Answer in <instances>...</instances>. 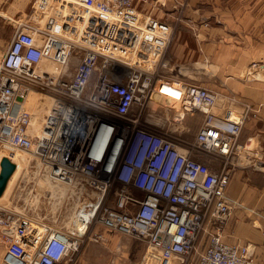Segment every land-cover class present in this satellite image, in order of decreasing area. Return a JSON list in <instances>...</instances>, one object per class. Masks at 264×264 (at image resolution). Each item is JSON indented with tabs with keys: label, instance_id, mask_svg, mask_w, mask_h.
I'll return each instance as SVG.
<instances>
[{
	"label": "built area",
	"instance_id": "1",
	"mask_svg": "<svg viewBox=\"0 0 264 264\" xmlns=\"http://www.w3.org/2000/svg\"><path fill=\"white\" fill-rule=\"evenodd\" d=\"M134 2L34 0L42 26L17 28L1 54L0 158L30 154L78 202L63 228L0 207V264H75L84 241L102 239L98 226L141 241L137 264H254L249 245L221 241L232 169L262 167L263 153L238 139L248 109L176 78L171 26ZM42 60L61 68L43 71ZM163 85L177 87L175 107L151 98ZM31 93L49 99L37 130ZM158 107L199 113L192 139L151 122Z\"/></svg>",
	"mask_w": 264,
	"mask_h": 264
},
{
	"label": "crops",
	"instance_id": "2",
	"mask_svg": "<svg viewBox=\"0 0 264 264\" xmlns=\"http://www.w3.org/2000/svg\"><path fill=\"white\" fill-rule=\"evenodd\" d=\"M134 8L171 26L165 56L176 78L218 90L248 109L238 139L263 153L262 167L232 169L225 194L233 208L221 241L249 245L254 264H264V0H135ZM162 91L166 96L158 95L159 100L176 104L175 87ZM126 241L134 245L120 246L122 262L137 264L144 244Z\"/></svg>",
	"mask_w": 264,
	"mask_h": 264
},
{
	"label": "rangeland",
	"instance_id": "3",
	"mask_svg": "<svg viewBox=\"0 0 264 264\" xmlns=\"http://www.w3.org/2000/svg\"><path fill=\"white\" fill-rule=\"evenodd\" d=\"M33 2L34 0H0V56L8 46L17 28L23 25L42 26V14L40 13L39 17L37 13H33ZM75 63L76 60H70L67 64L68 70L72 71ZM44 66L51 70L56 69L57 71L61 68L47 62L44 63ZM200 76L206 78L203 74ZM93 79L94 77L90 81H93ZM203 82L216 84V81L208 79H205ZM213 92L220 95L218 90ZM48 102L49 99L45 95L31 93L29 96L26 109L29 112H33L36 125L44 113V108L48 106ZM154 106L150 109H153ZM157 112H159L160 119L153 118L151 122L157 123L158 126L162 125L163 129L168 132L174 128H177V130L182 129L180 137L184 140L192 139L201 121L199 113L187 116L178 112L180 114L176 115L177 110L171 107L167 112H164L163 108L158 107ZM164 116H168L169 118L175 117L177 122L170 126L164 121ZM14 152H19L23 157L19 163L12 161L18 170L16 168L17 172L11 175L4 192L0 196V207H5L15 213H21L32 221L43 222L58 228L69 225L70 217L78 200L75 198V195L69 197L67 194L74 190L64 185H52L46 178L42 165L34 157L19 150H15ZM95 230L102 235V239L97 241L87 239L84 241L75 264H123L122 257L124 256L121 253L122 248L120 246L124 244L132 247L134 244L126 241L127 238L128 240L132 238L101 226H98ZM103 232L107 234L105 239ZM2 249L3 247L0 243V255Z\"/></svg>",
	"mask_w": 264,
	"mask_h": 264
},
{
	"label": "bare ground",
	"instance_id": "4",
	"mask_svg": "<svg viewBox=\"0 0 264 264\" xmlns=\"http://www.w3.org/2000/svg\"><path fill=\"white\" fill-rule=\"evenodd\" d=\"M45 62H47V63H50V64H53L54 66H59L58 64H55V63H53V62H51V61H49V60H42V62H41V64H40V69L41 70H43V71H47V72H50V73H54L55 71H56V69H54V70H51L50 68H47V67H45L44 66V63ZM173 87H175V86H173ZM173 87H169V86H165V85H163V86H161L160 87V92H158L156 89H155V91L153 92V94L151 95V98L153 99V100H156V99H158L157 98V96L158 95H162V96H166L165 94H163V93H161V92H163L162 91V89L163 88H165V89H171V88H173ZM175 88H177V87H175ZM159 89V88H158ZM159 101H161V100H159ZM154 102H152V101H150L149 102V106H151V107H153L154 106V104H153ZM161 103L163 104V105H166V106H176L175 104H166L165 102H163V101H161ZM45 111V110H44ZM32 113V118H31V122H32V127H33V129L34 130H37L38 129V127H39V122H38V124L36 125L35 124V118H34V114H33V112H31ZM177 114L176 115H178V114H180V113H178V111L176 112ZM10 157H11V161H13L14 163H19L21 160H22V157H23V155L22 154H19V152H17V153H12V154H10ZM13 163V164H14ZM18 165V164H17ZM16 165L14 164V170H13V172L15 171V169H16ZM13 172H12V174H13ZM11 174V175H12ZM11 175H10V177H11ZM9 177V178H10ZM9 178H8V180H9ZM8 180H7V182H8ZM7 182H6V184H7ZM5 187H6V185H5ZM4 190H5V188H4ZM4 190H3V192H4ZM2 192V193H3ZM2 195V194H1Z\"/></svg>",
	"mask_w": 264,
	"mask_h": 264
},
{
	"label": "water",
	"instance_id": "5",
	"mask_svg": "<svg viewBox=\"0 0 264 264\" xmlns=\"http://www.w3.org/2000/svg\"><path fill=\"white\" fill-rule=\"evenodd\" d=\"M14 170V164L6 157L0 158V196L5 188L6 182Z\"/></svg>",
	"mask_w": 264,
	"mask_h": 264
}]
</instances>
